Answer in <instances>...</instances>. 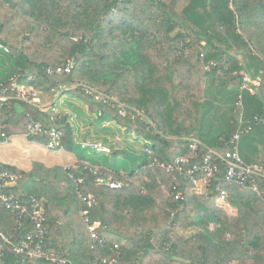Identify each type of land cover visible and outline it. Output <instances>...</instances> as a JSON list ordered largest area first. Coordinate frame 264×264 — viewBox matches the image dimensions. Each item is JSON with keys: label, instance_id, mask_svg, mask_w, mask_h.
Returning a JSON list of instances; mask_svg holds the SVG:
<instances>
[{"label": "trees", "instance_id": "obj_1", "mask_svg": "<svg viewBox=\"0 0 264 264\" xmlns=\"http://www.w3.org/2000/svg\"><path fill=\"white\" fill-rule=\"evenodd\" d=\"M70 61L69 73L47 72ZM244 73L260 81L257 94L243 89ZM12 79L38 95L66 93L89 104L101 125L113 123L149 143L136 168L100 165L106 178L128 184L121 190L97 186L98 174L84 162L70 169L35 164L29 173L10 168L22 174L11 191L45 210V249L60 259L18 254L14 244L34 230L31 215L18 226L0 207V232L13 242L0 240V264H264V206L256 194L223 183L221 174L200 195L183 177H159L151 167L190 156L194 141L200 145L193 160L201 162L241 130L242 159L264 162V0H0V90ZM16 95L0 105V132L24 134L31 115L43 131H60L64 150L73 153L68 117ZM29 140L45 145L51 138L38 133ZM131 153L114 151L112 158ZM70 173L99 199L91 221L100 224L106 246L91 248ZM219 184L236 216L218 206Z\"/></svg>", "mask_w": 264, "mask_h": 264}, {"label": "built area", "instance_id": "obj_2", "mask_svg": "<svg viewBox=\"0 0 264 264\" xmlns=\"http://www.w3.org/2000/svg\"><path fill=\"white\" fill-rule=\"evenodd\" d=\"M74 67V62L70 61L66 66L56 69L48 68L49 74H64L69 73ZM36 78V75H30L29 81ZM244 85L243 89L250 90L252 95L258 93L260 81L253 79L249 74H243ZM10 92H17L16 99L31 102L36 101L38 98V91L34 86L21 85L15 79L9 86H6L0 90V105L7 104L11 99ZM242 96L238 99V105L242 106ZM258 121V118H257ZM252 126L249 127V130ZM44 133L48 135L51 140L44 146L49 150H64L62 146V133L57 130H44L42 125L35 121L31 115H28V122L26 132L23 134L28 140L32 136ZM245 130H241L231 136V138L225 142L224 151H217L214 149H208L206 156L201 162L193 160L194 156L198 155V149L200 142L194 141L191 145L190 156H183L176 159L171 164L157 162L156 160L151 163V167L159 169L160 173L165 176L183 177L188 183H191L196 192L200 195H208L212 182L219 175L223 174V183L232 187L238 186L241 189L248 190L256 194L262 201L264 206V189L261 183L264 182V163L263 164H248L246 163L240 154V143L242 135ZM12 135H8L5 131L0 132V144L10 141ZM83 148L99 149V144L83 143ZM150 155V159H153V151L150 148L146 149ZM154 160V159H153ZM72 167V166H71ZM67 167L66 169H70ZM86 169L98 174L97 186H109L114 190H121L128 187V184L121 180H114L112 178H106L101 172L99 167L86 164ZM71 180L76 184L78 191V198L81 203V217L84 223L88 227L91 248L94 249L97 245L103 247L107 242L101 238L99 234L98 222L91 221L92 211L99 205L98 197L93 193L85 194L82 190L84 184L83 178H76L73 174H69ZM22 179V174L12 172L9 166H6L0 162V207L10 211L16 216V223L18 226L22 225L23 219L27 214L31 215V220L34 225V230L25 238V240L19 244H14V249L18 254H27L35 259H46L53 262L59 260V255L54 251H47L45 249V239L48 235V228L46 226L47 217L45 210L38 200L31 198V203L24 202L12 192V188L15 187L19 180ZM222 183V182H221ZM215 200L217 202H227L229 198V192L221 187L219 184L215 189ZM173 193L176 199L182 198L183 192H178V187H173ZM0 240L2 246L4 244H13V242L0 232ZM96 260V264L98 263ZM64 263V261L60 260Z\"/></svg>", "mask_w": 264, "mask_h": 264}, {"label": "rangeland", "instance_id": "obj_3", "mask_svg": "<svg viewBox=\"0 0 264 264\" xmlns=\"http://www.w3.org/2000/svg\"><path fill=\"white\" fill-rule=\"evenodd\" d=\"M58 98L60 99L58 100ZM34 103H36L40 109L53 114L55 118L68 117L75 130L76 147L73 153L81 160L87 161L93 165L106 166L112 164L121 171L131 170L137 167L140 162V157L143 154L142 149L149 143L143 140V138H138L135 134L127 133L125 129L119 128L113 123L101 125L97 121L96 113L91 110L89 104L72 98L66 93L39 91L38 98ZM221 127L218 126L212 130V134L215 137L217 136L216 132H219ZM83 143H97L100 145V148H83ZM118 150H127L133 153L126 159H123V157L112 158V153ZM134 157L137 158L136 161H133L132 158ZM262 163L264 162H259V164ZM159 175L166 177L161 173H159L158 176ZM217 204L225 208L224 210H226L230 216L237 215V209L231 208L228 202H217Z\"/></svg>", "mask_w": 264, "mask_h": 264}, {"label": "crops", "instance_id": "obj_4", "mask_svg": "<svg viewBox=\"0 0 264 264\" xmlns=\"http://www.w3.org/2000/svg\"><path fill=\"white\" fill-rule=\"evenodd\" d=\"M0 162L26 173L31 172L35 164L48 169L75 167L80 162L93 165L66 150H49L42 144L28 140L23 134L12 135L10 141L0 144ZM231 208L236 209L233 206Z\"/></svg>", "mask_w": 264, "mask_h": 264}]
</instances>
